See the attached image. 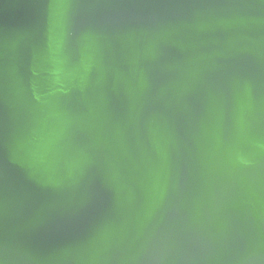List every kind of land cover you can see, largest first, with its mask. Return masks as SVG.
I'll use <instances>...</instances> for the list:
<instances>
[{
    "label": "water",
    "instance_id": "water-1",
    "mask_svg": "<svg viewBox=\"0 0 264 264\" xmlns=\"http://www.w3.org/2000/svg\"><path fill=\"white\" fill-rule=\"evenodd\" d=\"M0 264H264V0H0Z\"/></svg>",
    "mask_w": 264,
    "mask_h": 264
}]
</instances>
